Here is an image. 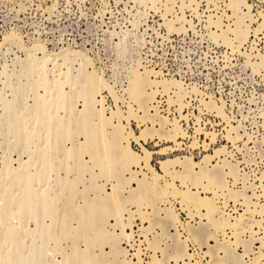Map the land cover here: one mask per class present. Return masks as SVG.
Listing matches in <instances>:
<instances>
[{"label":"rangeland","instance_id":"374dc122","mask_svg":"<svg viewBox=\"0 0 264 264\" xmlns=\"http://www.w3.org/2000/svg\"><path fill=\"white\" fill-rule=\"evenodd\" d=\"M0 217V264H264V0H0Z\"/></svg>","mask_w":264,"mask_h":264},{"label":"bare ground","instance_id":"6f19581e","mask_svg":"<svg viewBox=\"0 0 264 264\" xmlns=\"http://www.w3.org/2000/svg\"><path fill=\"white\" fill-rule=\"evenodd\" d=\"M141 77L139 76V75H135V79H134V81H136V83H139V82H141ZM85 84H86V82H85ZM136 90V89H135ZM87 98L89 99V102H91L92 104H93V102L96 100V98H95V94L96 93H99V87H98V85H97V87H96V85H90V83L88 84V87H87ZM83 94V93H82ZM51 96V95H50ZM83 96V95H82ZM61 98H63V97H61ZM139 98V97H138ZM58 99H60V98H58ZM59 102H61V101H59ZM97 102V101H96ZM62 103V102H61ZM60 103V104H61ZM91 103H89L90 105H92ZM65 104V103H64ZM95 104V103H94ZM48 105V104H47ZM38 107H41L40 105L38 106ZM42 107H43V105H42ZM15 109V108H14ZM36 109V108H35ZM35 109H33V110H35ZM55 110V109H54ZM16 111V110H15ZM24 111V110H23ZM38 111V110H37ZM27 112H29V111H27ZM31 112V111H30ZM29 112V113H30ZM35 112V111H34ZM90 112V111H89ZM40 114V113H39ZM81 114V113H80ZM28 115V114H27ZM37 115V114H36ZM84 115V114H83ZM78 116H79V114H78ZM33 117V116H32ZM80 117V116H79ZM87 117H89V116H85L83 119H85V123L83 122L82 124H84V126H83V130H85V131H87V132H89L90 133V135L91 136H93L94 135V131H96L95 130V128H94V126L93 125H91V123H90V121H89V118H87ZM90 118H92V116L90 115ZM35 119V118H34ZM38 119V118H37ZM36 120V119H35ZM91 120V119H90ZM35 122V121H34ZM38 122V121H37ZM80 122H81V119H80ZM13 124V123H12ZM26 125V124H25ZM35 125V124H34ZM68 125V124H67ZM27 126V125H26ZM37 126V125H36ZM69 127V126H68ZM36 128V127H35ZM50 129V128H49ZM45 130V129H44ZM67 130V129H66ZM65 130V132H67ZM82 130V131H83ZM73 127H71V125H70V127H69V129H68V133H71L70 135H72V133H73ZM77 131V130H76ZM31 132V131H30ZM64 132V133H65ZM80 132V131H79ZM99 132V131H98ZM77 133V132H76ZM75 133V134H76ZM54 134V133H53ZM58 134V133H57ZM67 133H65V135H66ZM78 134V133H77ZM24 135H25V140H24V144H26V146H28V144H30V135H29V132L27 133V132H25L24 133ZM81 135V134H80ZM57 136V135H56ZM56 136H53L52 135V149H53V153H59L60 151H62L63 153H68L65 149H64V143H62V141L61 140H59L60 138L58 137H56ZM61 136V135H60ZM87 136V135H86ZM88 138V137H87ZM94 138V137H93ZM96 138V137H95ZM61 139H62V137H61ZM64 139V138H63ZM89 139V138H88ZM91 139V138H90ZM89 139V140H90ZM48 140H49V138H48ZM93 140V139H92ZM91 141H88V144L90 143ZM103 142V141H102ZM92 144H93V142H91V148H92ZM100 144V143H99ZM95 145V144H94ZM98 145V144H97ZM88 146V145H87ZM79 147V146H78ZM84 147H85V145H84ZM24 148H25V146H24ZM81 148V147H80ZM79 148V149H80ZM83 148V147H82ZM81 148V149H82ZM84 149V148H83ZM86 149H90V148H86ZM120 149H121V152H122V154L123 155H125V156H129V157H131L132 159H134L135 160V154L133 153V152H131L130 151V149L129 148H122V147H120ZM76 151H78V150H76ZM81 150H79L78 152H80ZM88 151H90V150H88ZM87 151V152H88ZM91 151H92V149H91ZM62 154V153H61ZM81 154V152L79 153V155ZM97 154V152L95 153V155ZM65 155V154H64ZM73 156H74V154H73ZM76 156V155H75ZM94 156V155H93ZM97 156V155H96ZM71 157V156H70ZM99 157V156H98ZM73 158V157H72ZM114 158V157H113ZM79 159V158H78ZM96 159V158H95ZM97 160H99L98 158H97ZM114 160H115V158H114ZM140 160V159H139ZM40 161V160H39ZM74 162H77V160H73ZM96 161V160H95ZM137 161V160H136ZM141 161L142 160H140V163H141ZM84 162V161H83ZM113 163H115L116 164V162L114 161ZM46 164V163H45ZM77 165V164H76ZM81 165H82V163H81ZM166 165V164H165ZM31 168V167H30ZM49 168V167H48ZM81 168H83V167H81ZM7 169V168H6ZM85 170V169H84ZM4 172V171H3ZM84 171H82L81 173H83ZM5 173V172H4ZM2 177V176H1ZM6 177V176H5ZM65 182V181H64ZM21 184V183H20ZM10 185V184H9ZM22 185V184H21ZM68 185V184H67ZM22 188V187H21ZM25 188V187H24ZM58 188V187H57ZM67 189H69L68 191H71V190H73L72 188V185L71 184H69L67 187H66ZM62 189H63V187H62ZM15 191H17V190H15ZM23 192H25L26 193V191H23ZM20 193V192H19ZM25 193H23V194H25ZM31 193V192H30ZM28 195V194H27ZM13 197V196H12ZM18 197V196H17ZM22 198V197H21ZM13 199V198H12ZM19 201V200H18ZM17 201V202H18ZM25 201V200H24ZM26 202V201H25ZM50 203V202H49ZM11 203H9V205H10ZM34 204V203H33ZM26 205H28V204H26ZM49 205V204H48ZM47 205V206H48ZM52 205V204H51ZM96 207V206H95ZM15 208V207H14ZM27 208V207H26ZM22 209V208H21ZM33 209V208H32ZM70 209V208H69ZM69 209H67V208H63V210L62 211H60L61 213L60 214H58L57 215V211L55 212V209H54V207L53 206H48L47 208H46V206H45V208H44V210L42 211L43 212V214H44V216H46V215H50V216H52L56 221H57V224H59L61 227H67V225H68V222H70V220H71V218L73 217V214L70 212V213H67V211L69 210ZM95 209V208H94ZM13 211H14V209H12ZM40 211V210H39ZM20 212H21V215H23L24 216V218H25V221H33V219L35 218L34 217V215L36 214H34V212H35V210L33 211V210H31V209H25V210H20ZM7 213V212H6ZM90 213V212H89ZM93 213V212H92ZM42 214V215H43ZM64 214V215H63ZM1 215H3V213L1 214ZM5 215V214H4ZM17 215H18V213H17ZM64 216V217H63ZM43 217V216H42ZM6 217H4L3 219H5ZM2 219H1V217H0V221H1ZM5 221V220H4ZM34 221H36V220H34ZM3 222V221H2ZM1 223V222H0ZM3 224V223H2ZM1 225V224H0ZM45 229V228H44ZM61 237V236H60ZM62 237H64V236H62ZM3 239V238H2ZM4 240V239H3ZM8 240H10V238L8 239ZM11 240H15V239H12L11 238ZM10 240V241H11ZM10 241H8V243L10 242ZM16 241V240H15ZM19 241V240H18ZM21 241V240H20ZM17 242V241H16ZM15 242V243H16ZM14 241L12 242L11 241V243H9V245L11 244V245H13L14 246ZM19 245H21V243L19 242L18 243ZM24 246V245H23ZM21 247V246H20ZM19 247V248H20ZM5 249V248H4ZM40 253V252H39ZM4 259V258H3ZM78 259V258H77Z\"/></svg>","mask_w":264,"mask_h":264}]
</instances>
